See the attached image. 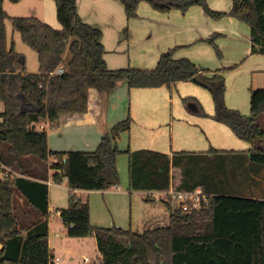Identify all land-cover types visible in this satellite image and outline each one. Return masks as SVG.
Returning <instances> with one entry per match:
<instances>
[{
    "label": "trees",
    "instance_id": "obj_1",
    "mask_svg": "<svg viewBox=\"0 0 264 264\" xmlns=\"http://www.w3.org/2000/svg\"><path fill=\"white\" fill-rule=\"evenodd\" d=\"M4 1L0 0V103L4 105L0 112V264L53 262L49 247V193L44 183L47 178L32 174L25 162L47 163L50 158L56 162L50 163L47 171H54L56 183L66 180L70 189L68 207L60 210L67 237L96 239L100 259L93 264H264V199L233 196L223 190L234 178L228 176L230 164L215 162L217 174L207 172L212 167L209 162L224 154L264 166V127L259 123L264 115V89L251 90L250 116L245 117L238 110L225 107V81L220 72L211 73L188 59H175L174 50L163 53L153 70H110L105 60L103 33L80 18L77 0H52L60 30L34 16L9 17ZM21 1L9 0L12 4ZM117 1L123 5L128 20L138 18L139 6L144 2L159 13H186L201 7L214 20L233 18L249 27L251 55L264 56V0H233L226 13L210 9L208 0ZM8 21L22 42L37 54L38 73H28L26 57L16 51L13 42L8 45ZM220 37L216 34L208 40L219 55L216 40ZM58 68L64 69V73L56 74ZM197 78L211 84L205 88L214 96L213 119L248 143L249 150L211 149L206 153H173L171 157L146 150L122 152L118 140L130 132V117L106 133L93 152L51 151L47 132L37 130L45 122L58 128L63 116L86 114L90 89L110 93L124 82L129 90H172L181 83L200 85ZM183 101L190 113L205 116L196 100ZM122 154L129 158L131 192L168 190L172 184L171 170L175 168L180 177L174 190L192 191L200 187L216 197L207 207L171 211L166 228L135 233L118 227H94L90 223L89 202L81 200L74 191L117 187V161ZM212 177H223L225 182L218 184ZM18 201L25 203L37 219L21 224ZM164 203L170 207L168 202Z\"/></svg>",
    "mask_w": 264,
    "mask_h": 264
},
{
    "label": "crops",
    "instance_id": "obj_2",
    "mask_svg": "<svg viewBox=\"0 0 264 264\" xmlns=\"http://www.w3.org/2000/svg\"><path fill=\"white\" fill-rule=\"evenodd\" d=\"M212 2L214 3V0H208L213 9H218L213 6ZM45 3V17L41 21L49 24L54 29L60 30L61 26L59 23L60 27H57L58 21L55 4ZM77 6L80 18L90 26L102 31L103 45L106 50L105 60L110 70L128 67L148 70L144 68H152L157 65L160 56L163 54L162 52L166 53L167 50L176 47L172 45L159 46V53L156 51L155 46H149L145 52L138 51L133 55L129 52V46L128 48L126 46L121 49L120 46H106L107 35L118 34L121 30L129 28V24L135 27L137 24L134 23H137L136 21L140 18L139 14L137 19L128 20L123 5L117 0H77ZM153 17L158 18L157 14ZM175 59H187L186 54L181 55L177 53ZM136 61L139 63H135ZM165 89V87H161L157 89L129 90L124 82L118 84L117 88L110 93H100L95 89H90L88 94V112L84 115L61 117L58 131L54 135H48L49 150L56 152H93L97 149L102 137L106 133L130 116L132 119L131 130L129 133L122 134L118 140V148L122 152L127 150H131L132 152L146 150L165 154L169 157L173 153L181 152L205 153L203 151H186V149H189L186 145L190 143L186 141V112L181 107L179 100L178 107L168 108L167 110L166 107H168L170 97L167 95V90ZM178 89L181 90L179 91L181 98L188 95H197L199 92L191 83L178 84ZM188 121L198 124L194 131L189 130V135H191V143L198 144L200 148L214 147V150L219 152H226L222 148H242L238 144L239 139L227 127L216 125L207 119L195 121L188 119ZM45 123V126H40L41 130L46 131L51 128L48 122ZM259 123L264 127V115L260 118ZM53 136L54 144L52 145ZM25 162L29 165L28 169L32 174L44 175L47 178V181L44 183L48 187L49 193V213L51 214L49 217V227L52 225V214L55 213L56 221L62 231H65L66 228L61 220L60 210L68 207L70 189L67 186L66 180L56 183L53 180L54 171L50 169L47 171L46 169L50 163L56 162V159H49L47 163H37L33 160ZM117 163L120 175V184L117 186V189L111 188L106 191H74V194L81 200L89 202L90 223L94 227L108 228L113 226L126 230L125 228L128 226L126 214L134 193L147 195V198L149 197V201L147 202L154 203L157 200V198L149 196L151 192L130 191L129 158L126 154L120 155ZM171 175L172 184L168 190L173 189L178 184L180 171L172 168ZM18 176L20 177L21 175ZM31 179L41 181L38 178L33 179L31 177ZM257 179L258 182L259 180L260 182L262 181V185L264 186V173ZM52 189L56 191L53 195ZM160 201L164 202L161 199ZM21 204L23 208H20ZM18 208H20L22 222L28 223L35 218L37 219V216L34 214L35 217H33V214L30 213V208L22 201H18ZM129 227H133L131 213ZM67 241H70V238H66ZM49 247L53 259L59 258L60 264L61 258L53 254L55 248L51 247L50 240ZM65 252L71 254V251L65 250ZM99 259L100 255L97 249L95 262ZM85 263H89V261L85 259Z\"/></svg>",
    "mask_w": 264,
    "mask_h": 264
},
{
    "label": "rangeland",
    "instance_id": "obj_3",
    "mask_svg": "<svg viewBox=\"0 0 264 264\" xmlns=\"http://www.w3.org/2000/svg\"><path fill=\"white\" fill-rule=\"evenodd\" d=\"M45 2L54 3L52 0H22L18 4H12L9 0H5L4 9L11 18L34 16L41 20L45 17ZM212 4L218 8L213 9L208 3L210 9L213 11L226 13L231 10L233 0H214ZM138 14L140 18L136 21L137 23H134L137 25L132 27V25L130 26L129 24V28L121 30L118 34L107 35L106 46H120V49L126 46L128 48L129 46V52L133 55L138 51L145 52L149 46H155L156 51L159 53V46H176L170 49L174 50V58L177 53L181 55L186 54L187 59L208 69L211 73L220 72L225 81V107L238 110L244 116H250L251 90L264 89V56L251 55V39L249 27L247 25L239 23L230 17L214 20L207 16L201 7H193L186 13H182L179 10H172L169 13H159L144 2L139 6ZM155 14H157L158 18L153 17ZM57 27H60L58 22ZM6 30L8 45H11L13 42L16 51L26 57L28 73H38L39 65L37 54L22 42L18 33L13 31L10 21L6 23ZM216 34L221 35V37L216 40V45L221 55L218 54L214 45L208 42V40ZM135 63L139 62L136 61ZM155 67L156 65L152 68L144 69L153 70ZM193 86L198 89V94L188 95L182 98L179 96V91L181 90L178 89V85L172 90L165 87L167 95L170 97V100H168V107L166 108L168 110V108L178 107L179 100L181 107L186 112V141L190 142L186 145V147H189L186 151H203L206 153L215 148L203 149L200 148L198 144L195 145L191 143L189 130L194 131L198 124L191 123L188 119L192 121L207 119L214 122L216 125L227 126L213 119L216 112V104L210 89L197 84H193ZM186 98L196 100L204 111L205 116H198L190 113L183 101ZM3 111L4 105L0 103V112ZM42 125L45 126L46 123ZM58 129L59 127H51L47 129L46 132L48 135H54ZM37 130H41L40 126H37ZM238 142L242 148L222 149L226 150V152H240L250 149L248 143L240 140H238ZM51 143L52 145L54 144V136ZM50 160H54V158H50ZM218 161L228 165L230 164L232 167L229 166L228 176L231 177L233 175L235 178V181H233L234 178L231 179L232 184H230L228 188L226 184L225 187L221 186L225 192L233 196H240L248 199H264V186L262 185V181L260 182L259 180L258 182L257 179L263 175L264 166L244 161V158H240L237 155L224 154L220 155L219 158L213 159L212 162H209L212 167H209L207 172H210L213 176L217 174L214 165L215 162L217 165ZM251 167L254 168V170ZM212 179L214 181L217 180L218 184L221 183V185L225 182L223 177L219 179L217 177H212ZM51 191L52 195L56 192L55 189ZM146 200L147 195H140L138 193L132 195L131 205L128 207V212L126 214L128 223V226L125 228L126 230H131L135 233H143L148 230L169 227L171 211L179 209V204L173 200H169V208L164 202L160 201L159 197L154 203L147 202ZM20 208H23L22 204ZM20 208L17 207V214L21 224H23L20 217ZM130 213L133 219L132 228L129 227ZM112 227L113 226H110L108 228ZM63 231L55 219V213H53L52 225L49 227V240L51 242V247L55 248L53 254L61 258L60 264L95 263L97 256L95 239L93 237L84 239L70 238V241L66 242V238H68L66 229L64 232ZM65 250L71 251V254H67ZM85 259H87L89 263H85Z\"/></svg>",
    "mask_w": 264,
    "mask_h": 264
},
{
    "label": "built area",
    "instance_id": "obj_4",
    "mask_svg": "<svg viewBox=\"0 0 264 264\" xmlns=\"http://www.w3.org/2000/svg\"><path fill=\"white\" fill-rule=\"evenodd\" d=\"M64 73V69L58 68L56 70V74L61 75ZM5 177L8 174H4ZM117 189V187H114ZM151 198H160L164 202H169V200H173L179 204V209L183 212H187L191 206H209L210 203L216 197L214 194L205 192L202 188L198 187L192 191H177L174 189L166 190L163 192L154 191L149 193ZM60 259L55 258L53 259L52 264H59Z\"/></svg>",
    "mask_w": 264,
    "mask_h": 264
},
{
    "label": "water",
    "instance_id": "obj_5",
    "mask_svg": "<svg viewBox=\"0 0 264 264\" xmlns=\"http://www.w3.org/2000/svg\"><path fill=\"white\" fill-rule=\"evenodd\" d=\"M195 81H196L198 84H200L201 86H204V87H211V84H210L209 82L204 81V80H202V79H200V78H197ZM0 248H1V247H0Z\"/></svg>",
    "mask_w": 264,
    "mask_h": 264
}]
</instances>
